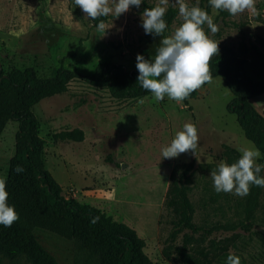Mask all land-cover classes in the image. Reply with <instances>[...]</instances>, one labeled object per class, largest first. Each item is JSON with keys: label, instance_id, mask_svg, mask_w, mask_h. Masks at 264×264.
I'll return each instance as SVG.
<instances>
[{"label": "rangeland", "instance_id": "1", "mask_svg": "<svg viewBox=\"0 0 264 264\" xmlns=\"http://www.w3.org/2000/svg\"><path fill=\"white\" fill-rule=\"evenodd\" d=\"M184 2L203 9L206 5L201 0ZM168 7L176 9V16L164 36L171 35L182 23L178 3L170 0ZM255 7L258 16L251 10L233 16L208 4V13L219 26L214 35L204 26L206 34L218 42L219 52L211 60L224 58V47L237 51L241 41L256 45L264 57V0H255ZM142 13L140 7L132 6L118 18L107 16L103 22L109 28L102 34L96 26L101 19H88L74 0H0V64L34 65L41 75H51L60 58L66 68L86 74L106 61L117 62L125 70L137 69L136 55L154 59L163 38L145 34ZM241 57L247 74L264 81V66L255 52L250 50ZM231 98L219 76L199 88L196 97L180 102L167 96L157 101L153 93L118 100L104 88L73 80L64 91L39 100L32 110L45 141L44 166L61 185L62 194L98 207L134 228L154 264H180L174 257L167 260L162 255L173 221L164 198L173 167L192 159L195 166L188 195L194 208L193 221L197 225L227 224L230 228L219 230L216 236H234L227 254L212 264H226L230 253L239 256L241 264H264V187H259L257 205L246 221L248 195L241 198L217 193L211 177L221 162H235L240 148L254 145L244 136L236 115L227 109ZM251 102L259 112L264 111V93ZM10 106L0 100V178H6L18 127L7 118ZM185 123L194 124L198 130L195 154L189 151L175 158L161 157L162 149L170 145ZM73 128L83 131V140L52 137ZM225 152L232 161L226 159ZM241 223L249 224V229L242 228ZM35 233L60 264H93L73 241L44 230ZM3 264L30 262L21 256L4 258Z\"/></svg>", "mask_w": 264, "mask_h": 264}, {"label": "trees", "instance_id": "2", "mask_svg": "<svg viewBox=\"0 0 264 264\" xmlns=\"http://www.w3.org/2000/svg\"><path fill=\"white\" fill-rule=\"evenodd\" d=\"M201 1L206 3L203 7L208 12L209 0ZM154 6L142 0L140 10ZM175 16L176 9L168 7L164 17L167 25ZM250 50L264 66L259 48L241 41L237 51L224 47V58L210 60V73L212 77H221L230 90L232 98L227 109L236 115L244 136L259 149L258 161L264 164V111L259 112L251 102L264 93V81L253 80L245 70V59L241 55ZM62 62L60 58L51 75H41L34 65L5 67L0 64V100L11 104L7 118L18 126L14 152L8 161L6 190L8 203L19 214V220L11 227L0 225V264L4 258L15 260L21 256L30 264H60L39 242L36 230L73 241L93 259V264H154L144 252L145 242L134 228L114 220L98 207L62 194L61 185L44 166L45 141L39 135L38 120L32 110L39 100L64 91L73 80L104 88L118 100L137 99L151 92L137 81V69L125 70L117 62H100L90 74L66 68ZM197 94L198 89L184 101ZM52 137L81 141L84 133L80 128H73L56 132ZM239 156L236 154V159ZM225 157L232 161L227 152ZM17 166L24 171H14ZM194 166L192 159L175 165L170 173L164 205L171 211L173 221L162 255L167 260L174 257L180 264H212L227 254L229 246L234 244V236H216L219 230L230 228L227 224L197 225L193 221L194 208L188 193ZM258 193L259 187L254 186L246 198V221L252 217ZM93 217L99 218L96 223L91 222ZM241 227L247 230L250 225L241 223Z\"/></svg>", "mask_w": 264, "mask_h": 264}, {"label": "clouds", "instance_id": "3", "mask_svg": "<svg viewBox=\"0 0 264 264\" xmlns=\"http://www.w3.org/2000/svg\"><path fill=\"white\" fill-rule=\"evenodd\" d=\"M170 0H159L156 6L145 8L142 13V27L145 34L162 36L160 47L154 59H145L136 55L137 81L143 89L154 94L157 101L165 96L177 102L188 98L190 93L212 81L210 60L218 54V42L212 40L205 32L204 26L214 35L219 26L213 17L199 5L189 6L184 0H175L179 5V16L182 23L171 35L164 36L168 25L164 19ZM90 20L102 17L118 18L132 6L140 7L142 0H74ZM210 5L220 11L226 10L235 16L251 10L253 15L259 12L255 0H209ZM104 34L107 27L100 20L96 25ZM199 144L197 127L185 123L183 130L178 131L170 145L162 149L161 157L175 158L180 154L195 151ZM239 158L232 163L221 162L216 171L211 172L214 190L217 193H231L241 198L250 193L252 186L264 187V165L257 163L261 152L254 145L239 149ZM14 171L21 173L24 169L17 166ZM9 193L6 190V178H0V225L11 227L19 220L14 206L8 203ZM93 217L92 223L98 221ZM226 264H241L240 257L228 254Z\"/></svg>", "mask_w": 264, "mask_h": 264}, {"label": "built area", "instance_id": "4", "mask_svg": "<svg viewBox=\"0 0 264 264\" xmlns=\"http://www.w3.org/2000/svg\"><path fill=\"white\" fill-rule=\"evenodd\" d=\"M72 197V196H71Z\"/></svg>", "mask_w": 264, "mask_h": 264}]
</instances>
